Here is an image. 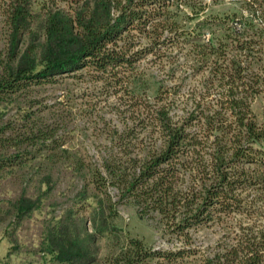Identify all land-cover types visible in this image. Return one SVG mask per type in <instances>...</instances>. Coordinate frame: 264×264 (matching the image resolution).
I'll list each match as a JSON object with an SVG mask.
<instances>
[{"label":"trees","instance_id":"obj_1","mask_svg":"<svg viewBox=\"0 0 264 264\" xmlns=\"http://www.w3.org/2000/svg\"><path fill=\"white\" fill-rule=\"evenodd\" d=\"M215 1L4 0L0 105L19 117L0 128V175L37 157L86 175L47 228L49 264H264V0ZM66 79L113 99V117L94 120L98 164L65 146L68 109L32 110L33 92ZM39 201L19 195L9 216L19 223ZM117 204L173 245L120 240ZM208 228L218 237L197 247ZM98 238L111 243L102 260Z\"/></svg>","mask_w":264,"mask_h":264},{"label":"rangeland","instance_id":"obj_2","mask_svg":"<svg viewBox=\"0 0 264 264\" xmlns=\"http://www.w3.org/2000/svg\"><path fill=\"white\" fill-rule=\"evenodd\" d=\"M4 0H0V49L4 47L5 26L1 13ZM211 2V0H208ZM240 4L231 0H216L211 9H239ZM66 84L45 86L32 93L36 105L32 110L43 109L49 114H57L62 109L70 111L68 123L72 137L65 144L75 155L90 162L99 163V154L104 150V134L101 128L94 127L97 116L113 117L112 97L102 100L100 95L85 94L84 82L66 79ZM190 84L185 82L176 95L175 112H179V102L187 97ZM95 100L94 106L89 105ZM49 116V115H48ZM19 117L17 108L0 105V128L5 123L15 122ZM101 130V131H100ZM84 171L75 172L65 162H50L37 157L20 167L7 170L0 175V264H49L44 251L47 228L75 201V193L84 183ZM90 192V187H87ZM113 190H111V193ZM19 195L39 197V206L32 210L19 223L8 213V203ZM116 223L122 233L141 238L152 248H169L173 245L168 237L161 235L149 217L138 218L129 205L117 204ZM5 214H8L5 216ZM86 215V212H84ZM5 219H2L4 218ZM218 237L217 229H201L195 232L194 244L199 248L211 246ZM177 245V242L175 243ZM109 240L98 238V258L109 251Z\"/></svg>","mask_w":264,"mask_h":264},{"label":"built area","instance_id":"obj_3","mask_svg":"<svg viewBox=\"0 0 264 264\" xmlns=\"http://www.w3.org/2000/svg\"><path fill=\"white\" fill-rule=\"evenodd\" d=\"M206 1H208V0H206Z\"/></svg>","mask_w":264,"mask_h":264}]
</instances>
